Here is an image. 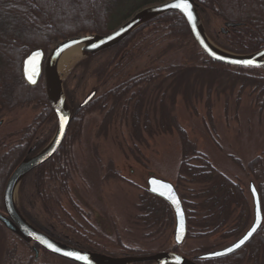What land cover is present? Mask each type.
I'll use <instances>...</instances> for the list:
<instances>
[{
	"label": "trees",
	"instance_id": "16d2710c",
	"mask_svg": "<svg viewBox=\"0 0 264 264\" xmlns=\"http://www.w3.org/2000/svg\"><path fill=\"white\" fill-rule=\"evenodd\" d=\"M164 1L166 0H0V101L10 99L13 101L14 107L20 108L31 105L29 94L32 93V89L23 83L20 65L22 59L33 49H45L60 40L76 35H106L136 11ZM193 2L208 38L219 48L233 54L246 55L264 47V0H193ZM209 14L218 16L225 23L238 24L235 28H227L226 33L222 36L224 45L217 39H213L206 29ZM143 43L149 46L166 43L170 48L180 45L181 52H184L186 56V63H170L155 69V71L141 73L110 89L106 88V91L101 93L95 88L92 90L96 93L95 97L87 106L79 109L76 105V88L80 84V79L90 75L95 78L98 88L107 87L111 74L115 71L114 77L121 74L132 49H138ZM105 54L108 57L104 62L95 63V66H92V61ZM182 71H206L218 80L229 81L231 85L240 83L242 85L238 95L247 84L257 82V103L261 101L257 107L260 112L264 110V67L233 68L209 60L194 43L184 19L178 13L172 12L155 18L137 28L116 46L78 62L63 81V91L71 110L72 120L56 154L22 180L18 188V209L23 217L53 239L70 244L69 246L75 248L87 250L88 243H90L87 235L81 234L67 225L59 218V211L54 208V206L60 208V202L56 195L63 194L68 198L74 211L81 214L78 206L69 199L68 184L75 170L72 147L80 135L85 116L95 111H104L109 103L124 107L123 116L125 108L133 101L134 108H138L141 100L138 91L141 90V87L151 85L156 80L173 79L174 74ZM163 74L164 77H162ZM75 77L77 80L73 85L72 81ZM237 98L239 97H236V102ZM41 101L48 108L51 121L55 122L43 96ZM207 106L208 111L211 112L209 99ZM110 114L109 110L105 116ZM136 115L137 113H134L133 119H131L132 128L135 130L138 129ZM146 125H149L147 119L145 128ZM178 134L181 141L179 180L185 181L186 179L182 175L185 174L191 183L211 184L208 189L196 194V197H204L201 205L205 209V215L202 216L199 223L207 225L215 217V221L218 222L216 228L210 233L190 234L187 229L185 240L201 239L217 233L223 226L225 216L231 215L230 207L232 205L238 209V221L236 228L230 233L243 231L248 225L249 207L242 190L237 184L219 173L202 153L192 152L189 157L190 148L187 134L181 128H178ZM22 139H25V134ZM49 139L50 137H48ZM29 140H32V137L27 135L26 141ZM46 142L47 139L40 144H32L30 147H33L36 152ZM28 145L20 143L14 147V152L0 154V212H3L2 193L7 178L22 159L20 161L16 159L13 163L11 161L15 153L24 152ZM236 163L256 181L263 180L259 183L257 190L264 214V150L262 156L254 158L244 167L239 162ZM27 181L30 182L32 196L39 203L41 213L46 220H38L27 208L25 197ZM191 205L192 203L183 202L187 224L192 220L195 222L194 219L197 217L195 207L192 211L189 210ZM137 209L142 213L138 219L142 223H149L148 227L164 228L173 218L169 206L159 198L150 195L147 190H144L143 194L139 196ZM210 211H212L210 215L206 214ZM48 221H51L53 225L47 223ZM64 236H67L69 240H66ZM117 246L120 250L119 256L151 255L128 248L122 245L119 240ZM179 249L180 246L173 245L170 252L189 259L198 257L196 255L200 252L195 250L193 254L196 255L190 257L189 254L180 253ZM100 250L102 248L96 245L93 252L102 253ZM195 262L197 264H264L263 225L250 242L236 253L219 259H197ZM0 264L75 263L53 256L36 245L22 241L0 225Z\"/></svg>",
	"mask_w": 264,
	"mask_h": 264
},
{
	"label": "rangeland",
	"instance_id": "374dc122",
	"mask_svg": "<svg viewBox=\"0 0 264 264\" xmlns=\"http://www.w3.org/2000/svg\"><path fill=\"white\" fill-rule=\"evenodd\" d=\"M208 17L206 29L209 35L224 45L222 36L227 31L225 22L214 14ZM53 45L41 48L44 56H47ZM140 46L132 49L121 74L115 77L116 71L111 74L107 87L98 88L95 78L90 75L82 77L76 88V105L79 106L95 88L101 93L141 73L155 71L170 63H186L180 45L170 48L166 43L152 46L143 43ZM107 57V54L98 56L92 61V66L104 62ZM83 59L85 56L73 60V63L58 71L61 79L65 81L72 67ZM172 78L156 80L151 85L141 87L138 91L141 99L138 108H134L133 101L125 108L123 116L124 107L109 103L104 111L88 113L84 118L80 135L72 147L75 170L68 184L69 199L78 206L81 214L74 211L63 194L56 195L61 209L58 206L54 208L67 225L87 235L90 241L88 251H95L97 245L102 248V253L119 256L118 240L128 248L147 254L164 253L172 249L173 218L164 228L148 227L149 223H142L138 219L142 214L137 209L139 196L146 190L149 176L171 183L184 203H192L189 210L196 208L195 222L192 220L187 224L190 234L210 233L216 228V217L207 225L199 223L205 215L201 205L204 197H196L197 193L208 189L211 184L191 183L185 174L182 175L186 180H179L181 141L178 128L187 134L190 148L188 156L192 152L206 156L219 173L238 185L249 207L248 225L243 231L230 233L238 221V209L232 205L231 215L225 216L223 226L217 233L201 239L184 240L180 253L192 257L196 255L193 254L195 250L200 251L196 256L222 250L236 242L252 223L248 185L253 182L257 188L263 180L256 181L236 162L244 167L254 158L262 156L264 150V110L260 112L257 107V82L247 84L238 95L242 84L231 85L229 81L218 80L206 71H182ZM76 80L77 77L72 81L73 85ZM42 83L41 80L40 89L43 88ZM31 94V105L8 114L10 123L5 130H0V154L2 144L16 142L36 116L33 109L36 95L33 92ZM236 97H239L237 102ZM208 99L211 112L208 111ZM109 110L111 114L106 117ZM134 113H137L136 130L132 128L131 122ZM146 119L149 122L147 129L144 127ZM47 129L42 135L43 141L47 139L45 145L54 134L55 122L52 121ZM34 140L26 141L29 144L27 149L15 153L11 162L26 158V152ZM25 190L29 211L38 220H46L39 203L32 196L29 181ZM15 202L19 206L18 193ZM47 223L53 225L51 221Z\"/></svg>",
	"mask_w": 264,
	"mask_h": 264
},
{
	"label": "water",
	"instance_id": "95a60500",
	"mask_svg": "<svg viewBox=\"0 0 264 264\" xmlns=\"http://www.w3.org/2000/svg\"><path fill=\"white\" fill-rule=\"evenodd\" d=\"M176 2H178V0H166L162 3L143 7L120 24L116 29L106 35L86 34L72 36L56 42L47 53V56L43 55V51L41 49H36L31 51L24 58L21 65L23 80L29 87H33L37 83L38 78L42 77L45 100L55 119V131L51 139L43 148H41L33 156L24 158L20 161L7 178L2 193L3 213L0 212V225L5 230L28 244L36 245L53 256L75 264H141L146 262H152L153 264H197L195 262L197 259H219L236 253L247 245L260 230L263 225V214L259 193L253 182H250L248 185L253 214L250 227L236 242L228 247L213 253L202 254L193 259H189L174 252H164L147 256L124 255L114 257L85 249L75 248L53 239L40 229L31 225L23 217L16 205L15 195L18 193V188L22 180L30 172L45 164L56 154L66 136L69 124L72 120L71 111L68 107L63 91V80L58 75L57 71L58 62L63 53L67 50L82 49L83 56H85V58L94 56L116 46L145 23L168 13L175 12L184 19L194 43L209 60L233 68L249 69L264 67V55H262L264 54V47L257 52L246 55L233 54L219 48L208 38L193 0H188V3L191 5L190 10L192 19H189L188 15L183 11L170 7L171 4ZM237 26L238 24L235 23L224 24V28L226 29L235 28ZM36 53H40V55L37 57L35 55ZM30 59L32 60V63H29ZM249 60L253 61V64L247 65L244 63H234V61L243 62ZM29 76H33L36 82L32 83L29 80ZM95 95V91L90 92L79 104L78 108L82 109L87 106ZM62 117L67 118V122L64 123L63 127H61ZM146 189L150 195L159 198L171 209L174 217L173 241L175 245H181L187 235L186 216L182 201L179 198L176 189L171 183L153 176H149L147 178ZM153 189H155V191H153ZM161 193H163V195H161ZM253 228H256V231L252 234V236L245 241L240 248H234V245L239 243V241L242 240ZM49 245H51V247ZM230 248H233L234 250L228 252L227 250ZM55 249H59V251H56ZM66 252H75L87 259L77 260L75 257L64 255ZM217 253H223V255H217Z\"/></svg>",
	"mask_w": 264,
	"mask_h": 264
},
{
	"label": "flooded vegetation",
	"instance_id": "af4514ba",
	"mask_svg": "<svg viewBox=\"0 0 264 264\" xmlns=\"http://www.w3.org/2000/svg\"><path fill=\"white\" fill-rule=\"evenodd\" d=\"M21 65H22V62H21ZM20 73H21V66H20ZM21 79H22L23 83L26 86H28L25 83V81L23 80L22 73H21ZM41 80L43 82L42 77H39L37 83L33 87L28 86L29 88L32 89L33 94L36 95V101L33 105V109L36 112V116L32 120V123L30 124V126L26 127L27 131H24L23 135H21L19 138H17L16 142H14V143L12 142L9 145L8 144H2L1 154L8 153V152H14V147L20 143L27 144L26 140H25L27 135H29V137H32L33 139H35L33 144H40L43 141L42 135L44 134L46 129L50 127V124L52 121H51V115L47 111L48 108H46L44 103L41 101L42 96L45 98L44 83H42L43 88L40 89ZM12 102L13 101L10 99H3L0 101V122H1L0 130L1 129L5 130V128L8 126L7 124L10 123L7 119L8 114L13 112L14 110L22 109V107L21 108L18 106L14 107ZM258 103H261V101H259ZM47 131H48V129H47ZM24 134H25V139H22V136H24ZM10 137H14V135H11ZM38 151L34 152L33 147H29L26 154L28 157H31L34 154H36ZM27 156H26V158H27ZM64 238H66V240H69L67 236H64ZM62 243L66 244L65 242H62ZM66 245H68V244H66Z\"/></svg>",
	"mask_w": 264,
	"mask_h": 264
},
{
	"label": "snow or ice",
	"instance_id": "6c2138e0",
	"mask_svg": "<svg viewBox=\"0 0 264 264\" xmlns=\"http://www.w3.org/2000/svg\"><path fill=\"white\" fill-rule=\"evenodd\" d=\"M170 7L183 11L184 13H186L188 15L189 19H192V14H191V10H190L191 5L188 3V0H178V2L171 4ZM35 55L38 57L40 55V53H36ZM262 55H264V54H262ZM29 63H32L31 59L29 60ZM234 63H244L247 65H251V64H253V61H250V60L249 61H243V62L234 61ZM29 80L32 83L36 82L35 79L33 78V76H29ZM66 122H67V118L62 117L61 118V127H63L64 123H66ZM153 191H155V189H153ZM161 195H163V193H161ZM255 231H256V228H253L242 240L239 241V243L234 245V248H240L241 245H243L245 243V241H247ZM49 246L51 247V245H49ZM55 250L59 251V249H55ZM233 250H234L233 248H230L227 251L231 252ZM64 255L70 256V257H75V259H77V260L87 259L86 257L81 256L80 254L75 253V252H66V253H64ZM217 255H223V253H217Z\"/></svg>",
	"mask_w": 264,
	"mask_h": 264
},
{
	"label": "bare ground",
	"instance_id": "6f19581e",
	"mask_svg": "<svg viewBox=\"0 0 264 264\" xmlns=\"http://www.w3.org/2000/svg\"><path fill=\"white\" fill-rule=\"evenodd\" d=\"M83 56V50L82 49H70L63 53L61 56L57 71H60L65 68L66 65H68L70 62L73 63V60H76Z\"/></svg>",
	"mask_w": 264,
	"mask_h": 264
}]
</instances>
